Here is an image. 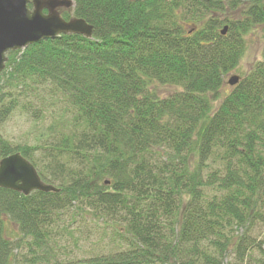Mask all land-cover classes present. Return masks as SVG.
<instances>
[{
    "label": "trees",
    "instance_id": "16d2710c",
    "mask_svg": "<svg viewBox=\"0 0 264 264\" xmlns=\"http://www.w3.org/2000/svg\"><path fill=\"white\" fill-rule=\"evenodd\" d=\"M73 1L62 17L92 38L10 51L0 73V160L21 153L59 189L0 187V264H250L256 248L264 264V58L221 97L264 1ZM17 110L49 129L14 145ZM100 222L124 247L79 258Z\"/></svg>",
    "mask_w": 264,
    "mask_h": 264
},
{
    "label": "water",
    "instance_id": "95a60500",
    "mask_svg": "<svg viewBox=\"0 0 264 264\" xmlns=\"http://www.w3.org/2000/svg\"><path fill=\"white\" fill-rule=\"evenodd\" d=\"M30 1L32 8L28 6ZM74 5L73 0H0V73L5 68L10 51L22 50L61 35L79 34L92 38V25L77 17L66 20L59 12L60 8L73 9ZM226 31L227 27L222 33L226 34ZM240 78L239 75H232L228 83L235 86ZM0 187L24 195L34 191H59L54 185L45 183L34 165L21 153L0 160Z\"/></svg>",
    "mask_w": 264,
    "mask_h": 264
},
{
    "label": "rangeland",
    "instance_id": "374dc122",
    "mask_svg": "<svg viewBox=\"0 0 264 264\" xmlns=\"http://www.w3.org/2000/svg\"><path fill=\"white\" fill-rule=\"evenodd\" d=\"M245 39V54L238 67L227 75L224 86L221 90V97H225L232 91L234 86H231L228 83V80L232 75H239L241 78H243L251 70L255 63L263 60L264 58V26H256L255 29H253L252 32L246 36ZM174 90V88L170 87H160L159 92L163 96H168L172 94ZM51 121L52 118L49 117L42 123H35L29 116H26L21 111L17 110L2 126L1 133L14 145L25 142L33 143L34 137L49 129ZM101 225L104 224L100 222V225L97 228V233L91 235L92 237H89L87 240L81 242V249L77 252V256L79 258H90L98 254L100 255L112 252L116 249H119V247H124L125 243L121 242L122 240L117 237V234L113 231V229L100 228ZM77 227L78 223L73 224L72 230H76ZM8 230L10 235L15 234L19 236V232L16 230V227L10 223L8 224ZM242 231L243 229H235L234 234L240 235ZM253 236L258 242L264 240L263 222H257L255 224ZM21 252L24 254L27 252V249L23 248L21 249ZM261 255L262 254L260 251L256 248L253 251L250 264H260V259L262 258ZM60 258L64 259L62 257ZM225 261L226 263L236 264L232 250L229 251Z\"/></svg>",
    "mask_w": 264,
    "mask_h": 264
},
{
    "label": "flooded vegetation",
    "instance_id": "af4514ba",
    "mask_svg": "<svg viewBox=\"0 0 264 264\" xmlns=\"http://www.w3.org/2000/svg\"><path fill=\"white\" fill-rule=\"evenodd\" d=\"M32 8V7H31ZM44 12L46 13L47 12V10H44ZM59 12L61 13V15L63 16L64 14H66V13H72V8H70V9H67V8H60L59 9Z\"/></svg>",
    "mask_w": 264,
    "mask_h": 264
}]
</instances>
